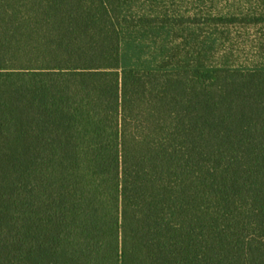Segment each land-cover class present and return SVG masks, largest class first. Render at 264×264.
Instances as JSON below:
<instances>
[{
    "label": "trees",
    "instance_id": "obj_1",
    "mask_svg": "<svg viewBox=\"0 0 264 264\" xmlns=\"http://www.w3.org/2000/svg\"><path fill=\"white\" fill-rule=\"evenodd\" d=\"M246 2L0 0V264H264V66L121 67Z\"/></svg>",
    "mask_w": 264,
    "mask_h": 264
},
{
    "label": "rangeland",
    "instance_id": "obj_2",
    "mask_svg": "<svg viewBox=\"0 0 264 264\" xmlns=\"http://www.w3.org/2000/svg\"><path fill=\"white\" fill-rule=\"evenodd\" d=\"M219 7L244 0H216ZM254 7L262 0H251ZM260 7L259 11H264ZM121 67L264 66V22L137 24L121 27Z\"/></svg>",
    "mask_w": 264,
    "mask_h": 264
}]
</instances>
